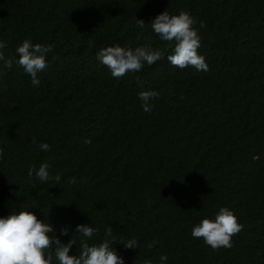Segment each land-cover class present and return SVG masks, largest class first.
<instances>
[{
	"label": "trees",
	"instance_id": "16d2710c",
	"mask_svg": "<svg viewBox=\"0 0 264 264\" xmlns=\"http://www.w3.org/2000/svg\"><path fill=\"white\" fill-rule=\"evenodd\" d=\"M164 10L196 20L209 71L167 61L150 25ZM26 39L53 45L38 86L15 63ZM0 41L14 61H0V217L32 211L65 244L77 225L99 230L90 245L112 226L125 264H264V0H0ZM149 42L164 59L121 78L97 59ZM45 162L58 184L29 177ZM223 207L243 227L217 250L191 231Z\"/></svg>",
	"mask_w": 264,
	"mask_h": 264
},
{
	"label": "clouds",
	"instance_id": "9594fccd",
	"mask_svg": "<svg viewBox=\"0 0 264 264\" xmlns=\"http://www.w3.org/2000/svg\"><path fill=\"white\" fill-rule=\"evenodd\" d=\"M146 23L138 19V27L143 28ZM196 20L187 11H180L178 15H170L167 10L157 15L151 22L152 31L163 42H166L171 54L167 55V61L174 67L184 69L194 67L197 71H209V65L205 57L198 53L201 47V37L198 29L194 27ZM200 27H204L201 22ZM6 47V42L0 41V49ZM53 50V45L35 43L24 40L16 49L19 59L15 63L23 71L32 77V84L38 86L40 81L38 73L42 72L48 65L46 56ZM99 62L106 66L114 78H121L129 72H139L145 64L151 66L157 61L164 59L165 50L154 48L151 42L132 49L122 47L119 44L100 48L96 53ZM0 61L11 68L14 61L6 59L3 51H0ZM143 81L140 82L143 87ZM139 99L143 101L142 107L145 112H151L150 101L158 98L159 93L153 90L141 91ZM85 143H91L86 140ZM43 151H50V145L41 143ZM3 150L0 149V157ZM255 158V157H254ZM50 165L42 163L38 169L34 166L28 170L31 177L33 173L40 181L54 180L60 182L59 175L51 176ZM75 183V178L72 179ZM243 225L238 222V217L232 210L223 207L216 214L215 219L204 218L193 227L191 235L211 246L213 249L231 248L232 238L242 230ZM69 226L60 230L61 236L69 235ZM98 229L90 224H80L75 228V233L68 243H63L55 234V226L46 223L29 210L21 211L19 214H10L0 217V264H125L124 258L118 254L113 237V227L105 229V239L99 244L88 243V239L98 233ZM84 239L80 241L79 254L70 255L73 245H76V234ZM126 249H136L138 242L135 238L128 239L122 243ZM153 245L149 244L151 248ZM167 255L161 256V261H166ZM144 264H152L146 260Z\"/></svg>",
	"mask_w": 264,
	"mask_h": 264
},
{
	"label": "bare ground",
	"instance_id": "6f19581e",
	"mask_svg": "<svg viewBox=\"0 0 264 264\" xmlns=\"http://www.w3.org/2000/svg\"><path fill=\"white\" fill-rule=\"evenodd\" d=\"M55 1V0H54ZM17 36V35H16Z\"/></svg>",
	"mask_w": 264,
	"mask_h": 264
}]
</instances>
